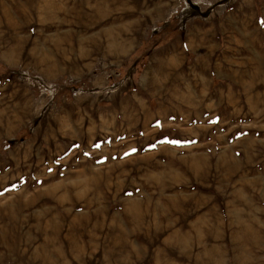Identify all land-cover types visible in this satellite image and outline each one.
I'll return each instance as SVG.
<instances>
[{
	"label": "rangeland",
	"instance_id": "374dc122",
	"mask_svg": "<svg viewBox=\"0 0 264 264\" xmlns=\"http://www.w3.org/2000/svg\"><path fill=\"white\" fill-rule=\"evenodd\" d=\"M0 264H264V0H0Z\"/></svg>",
	"mask_w": 264,
	"mask_h": 264
}]
</instances>
